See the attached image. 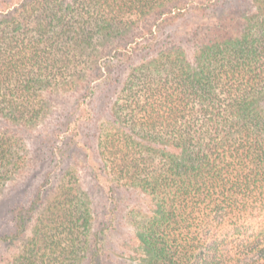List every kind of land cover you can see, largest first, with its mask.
I'll use <instances>...</instances> for the list:
<instances>
[{"label": "trees", "instance_id": "16d2710c", "mask_svg": "<svg viewBox=\"0 0 264 264\" xmlns=\"http://www.w3.org/2000/svg\"><path fill=\"white\" fill-rule=\"evenodd\" d=\"M73 94L107 118L110 210L118 189L147 200L127 264H264V0H0V193L29 167L21 130ZM64 186L26 244L18 214L0 236L5 264H96L120 222L100 229L84 187Z\"/></svg>", "mask_w": 264, "mask_h": 264}, {"label": "rangeland", "instance_id": "374dc122", "mask_svg": "<svg viewBox=\"0 0 264 264\" xmlns=\"http://www.w3.org/2000/svg\"><path fill=\"white\" fill-rule=\"evenodd\" d=\"M192 14L165 29H186V22L192 19L191 16H200L198 12ZM80 97L82 96L75 94L53 97L52 110L55 111L47 112L39 125L21 130L23 134L20 136L24 139L29 154V167L0 193V236L13 233L18 214L24 221L21 244H26L35 222L45 214L47 197L59 188H64L65 184L74 182L78 187L82 185L91 196L99 228L111 221L113 212L110 209L113 203L96 179L99 158L96 154L97 132L95 133L94 129L98 124L105 123L107 118L101 111V117L98 118L97 110L92 109L91 104L78 106ZM84 109L89 111L94 120L90 121V116ZM61 123L65 125L62 127ZM58 131L61 133L56 136ZM62 176L66 177L63 179L66 182L63 185L59 182ZM38 193L44 199L33 207L32 203ZM115 194L120 203L114 213L115 222H120V226L112 232H105L96 264H127L135 245L130 222L133 217L129 215L132 211L137 213L138 209L143 212L147 209V200L142 194L126 189H118ZM19 208H22V211L17 213ZM28 210H31L30 215ZM12 253V244L0 245V264H5Z\"/></svg>", "mask_w": 264, "mask_h": 264}]
</instances>
